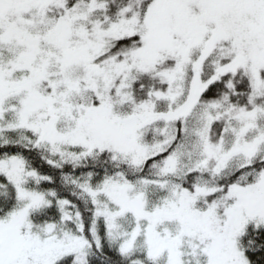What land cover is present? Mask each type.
<instances>
[{
  "label": "snow or ice",
  "instance_id": "snow-or-ice-1",
  "mask_svg": "<svg viewBox=\"0 0 264 264\" xmlns=\"http://www.w3.org/2000/svg\"><path fill=\"white\" fill-rule=\"evenodd\" d=\"M0 264H264V0H0Z\"/></svg>",
  "mask_w": 264,
  "mask_h": 264
}]
</instances>
